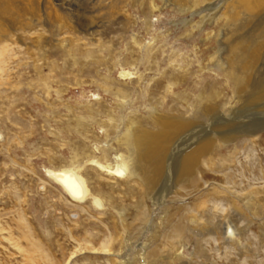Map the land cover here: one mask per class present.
<instances>
[{"label":"rangeland","instance_id":"374dc122","mask_svg":"<svg viewBox=\"0 0 264 264\" xmlns=\"http://www.w3.org/2000/svg\"><path fill=\"white\" fill-rule=\"evenodd\" d=\"M20 1L36 12L0 16L20 36L5 40L0 71V264H112L105 243L128 263L144 253L159 264H264V51L242 93L219 66L226 18L242 10L218 8L225 0ZM90 21L92 36L77 25ZM155 113L195 118L232 141L217 142L188 185L173 171L145 189L89 162L126 156V123L153 129ZM59 170L77 172L100 207L71 200L47 174ZM140 206L149 224L135 220ZM203 209L211 231L187 219L204 221ZM220 221L238 242L223 239Z\"/></svg>","mask_w":264,"mask_h":264},{"label":"bare ground","instance_id":"6f19581e","mask_svg":"<svg viewBox=\"0 0 264 264\" xmlns=\"http://www.w3.org/2000/svg\"><path fill=\"white\" fill-rule=\"evenodd\" d=\"M107 1L109 0H98V5L104 4V6H106ZM205 2H208V0H205L204 3ZM21 3L20 0H0V16H12L13 13L11 8L14 6L17 8L16 15L20 14L21 17L25 14L33 15L35 10L33 9V13L28 12L26 9L27 7L24 8ZM220 4L218 8L230 6V10H235L236 8L242 10L240 12L243 18L239 19V17H237V20H231L230 17H227V13L224 14V18L227 17L226 20L229 26H227L228 33L224 35V48H226L225 58H222V62L219 64L231 81L235 93L238 94L242 93L246 88L251 87L248 79H252V76H249V71L261 59L264 51V0H225ZM101 6L103 7V5ZM4 19L5 17L0 18L1 21ZM8 23L6 26V24L0 22V71L1 65L5 60L7 47L9 46L5 40H8L9 36L16 37L18 40L20 39V36L15 32L19 30V27H17L18 25L9 26ZM77 25L90 36L94 35L98 30V27H91L92 21H90V26L85 29L82 28L81 25ZM128 75L129 73H120V76L124 78L128 77ZM260 87H263V90L260 91L262 93L257 96V101L264 98V85ZM124 93V90L119 89L115 94L118 97L125 98L123 97ZM204 109L210 110V112L212 111L211 106H207ZM184 113L188 114V111ZM151 118L155 124L153 129H149L142 125H136L131 121L126 123L121 138L127 152L126 156L115 154L112 163H108L107 161L101 163L95 158H92L89 162L96 170L104 173L106 172L112 177H124L130 182L144 186L145 189L154 187L162 174L171 175L173 171H176V184L181 183L182 185H188L191 184L194 179L200 163H203V165H207L209 162L213 163L214 160H212L211 157L213 155V149L218 147L216 143L219 142L221 145H225L232 141V137L225 135L215 140L211 137L209 125L202 124L195 118L189 120L180 116L169 117L157 113ZM179 145H184V148L180 151L181 155L177 156L176 151L179 149ZM105 155L106 154L103 156L104 160L106 159ZM47 174L49 178L53 179L61 186L71 200L75 202H84L89 197L93 206L100 207L102 201L99 199V196L97 197V194H91L85 180L80 177L77 172H74V170L47 171ZM197 186L196 183L195 187ZM165 195L166 194L162 195L163 200ZM138 209H141L140 216L138 217L137 215L135 220H141L149 224V213H147V210L144 209L143 206H140ZM203 213L206 216L204 221H201L197 216H189L187 219L192 224H195L196 220L203 222L201 230L211 231L210 226H213L211 217L207 216L204 209L202 210V214ZM120 217L123 218L121 213ZM187 219L185 218V220ZM188 225L189 224H187V226ZM219 225H221L222 228L218 225H215V227H218V229L220 228L224 240L238 242L237 238L240 234L237 233V228L233 224H223V222L220 221ZM178 229L173 230L172 239L175 241V244L180 243V236L182 235L181 231ZM203 235L204 234H202V236ZM197 242H199L198 239ZM175 244L171 242V251H173ZM121 248H119V250H115V248L109 249L108 245L105 243L99 250L106 253H111L112 250V261L114 264L158 263L159 258H157L156 255L153 257L152 261H146L148 255L144 256V253H142L134 263H128L127 256L124 254L120 255ZM123 256H125L124 259H122ZM178 257H180V254H177L176 258ZM230 264H238V261L232 260Z\"/></svg>","mask_w":264,"mask_h":264}]
</instances>
